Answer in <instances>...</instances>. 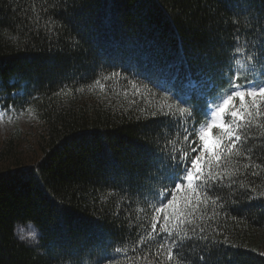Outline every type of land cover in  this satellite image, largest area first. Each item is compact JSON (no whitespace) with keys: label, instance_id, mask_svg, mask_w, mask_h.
<instances>
[{"label":"trees","instance_id":"16d2710c","mask_svg":"<svg viewBox=\"0 0 264 264\" xmlns=\"http://www.w3.org/2000/svg\"><path fill=\"white\" fill-rule=\"evenodd\" d=\"M236 60L264 83V0H0V106L35 117L0 134V264H149V204L170 157L196 155L185 124L205 121L153 117L175 100L146 77L163 87L176 74L188 106L204 108L229 94ZM243 163L222 206L198 210L208 239L188 242V264H264V168ZM25 221L38 243L18 238Z\"/></svg>","mask_w":264,"mask_h":264},{"label":"snow or ice","instance_id":"6c2138e0","mask_svg":"<svg viewBox=\"0 0 264 264\" xmlns=\"http://www.w3.org/2000/svg\"><path fill=\"white\" fill-rule=\"evenodd\" d=\"M235 63L239 67L228 80L229 94L221 97L219 103L214 102L204 108L188 106V100L184 98V88L189 84L179 81L176 74L169 71L163 87L159 77H146L154 88H161L175 100V103L164 106L167 111L163 108L159 113L154 111L153 117L160 114L171 118L178 113L180 118L187 116L190 121L194 114L199 112L205 121L199 123V127L195 124L191 127L185 124L184 141L193 145L190 150L196 155L189 156V152L185 150L170 157V175L165 178L170 187L164 185L162 190L154 193V203L149 204L152 210L150 230L146 236L140 237V243L159 237L155 251L149 250L141 257L146 261L152 257L149 264H188V258L184 255L189 247L188 242L208 239L204 235L205 225L198 223L203 219V213L198 211L201 206L209 203L222 206L219 192L223 187H231L237 183L233 177L240 171L242 160L247 161L242 167L245 170L253 169V176H258L257 170L264 168V163L259 162L264 153L256 152L255 148L249 145V141L260 139L261 147H264V134L254 136L251 131L253 127H264L253 123L255 118L264 115V83H257L251 73L245 74L242 71L245 65L239 60ZM120 75L119 72H113L111 77ZM261 76L264 78V73H261ZM111 77L105 76L104 79ZM95 83L100 84V80ZM129 83L136 93L140 92L136 83ZM100 86L103 88L102 84ZM143 87L148 89L149 86L145 84ZM3 116L4 113L0 112V119ZM179 122L177 119L176 123ZM193 136L195 139L189 141V137ZM225 181L229 183L226 185ZM240 187L244 185L241 183ZM249 187L252 192H256L255 187ZM260 195L264 196V192ZM19 235L21 239L24 238L22 231ZM203 259L201 257V260Z\"/></svg>","mask_w":264,"mask_h":264},{"label":"rangeland","instance_id":"374dc122","mask_svg":"<svg viewBox=\"0 0 264 264\" xmlns=\"http://www.w3.org/2000/svg\"><path fill=\"white\" fill-rule=\"evenodd\" d=\"M217 101V103H219ZM0 112L4 113L0 119V134L6 136L14 130L25 132L35 123V117L27 111H18L15 108L6 109L0 106Z\"/></svg>","mask_w":264,"mask_h":264},{"label":"clouds","instance_id":"9594fccd","mask_svg":"<svg viewBox=\"0 0 264 264\" xmlns=\"http://www.w3.org/2000/svg\"><path fill=\"white\" fill-rule=\"evenodd\" d=\"M16 229L18 232V238L22 242H28V243H32V242L38 243L39 242L40 230L38 227H36L34 222L32 221L18 222L16 225ZM21 231L24 234L23 239H21L19 235Z\"/></svg>","mask_w":264,"mask_h":264}]
</instances>
